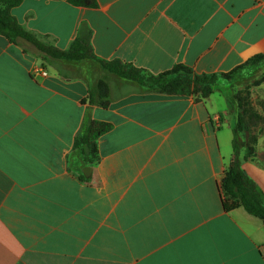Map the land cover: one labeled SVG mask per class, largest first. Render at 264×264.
<instances>
[{"label":"crops","instance_id":"obj_1","mask_svg":"<svg viewBox=\"0 0 264 264\" xmlns=\"http://www.w3.org/2000/svg\"><path fill=\"white\" fill-rule=\"evenodd\" d=\"M96 4L24 0L11 13L46 46L87 40L97 60L152 75L229 74L264 55V0ZM30 50L0 34V264H264V221L220 190L235 159L227 93L198 102L193 87L159 93L107 74L102 107L77 65ZM87 116L111 125L96 162L74 144ZM257 148L240 160L264 193Z\"/></svg>","mask_w":264,"mask_h":264},{"label":"trees","instance_id":"obj_2","mask_svg":"<svg viewBox=\"0 0 264 264\" xmlns=\"http://www.w3.org/2000/svg\"><path fill=\"white\" fill-rule=\"evenodd\" d=\"M24 0H0V34L5 36L10 42L21 44L20 41L26 40L33 45L39 53L43 61H46L52 65L57 66L59 70H62L60 64L67 63H83L90 61L93 58L91 55V46L87 40L76 41L70 50L63 51L54 47H49L35 40L31 34L27 33L22 25L13 17L11 10L20 5ZM74 4H81L86 6H96V0H72ZM25 51L28 50L25 48ZM260 61H264V55L258 56L249 63L235 69L233 72L243 70L249 66H254ZM101 68L107 74L124 80L130 84H134L148 91L178 94L187 93L193 87V92L197 96L198 102H204L209 98L219 83L220 78L226 77L228 74H202L192 77H171L178 69H185L193 74L191 68L177 65L172 71L162 73L158 76L161 79L158 82H151L145 75L146 71L136 68L129 64L121 63L119 60L115 61H98ZM230 74V73H229ZM93 77V74H92ZM168 77V79L166 78ZM171 77V78H170ZM91 79V77L89 78ZM93 80V83H92ZM89 83L88 98L91 103L97 104L102 107H106L109 104L110 97V84L107 79H99L96 83L94 79ZM264 80V79H263ZM240 120V119H239ZM240 126V125H239ZM111 129V125L104 122L93 120L87 116L83 125V130L76 139L75 148L78 149L82 155L90 154L95 158V162L98 158L97 139L108 132ZM240 147L234 135L233 148H234V162L228 171L224 174V177L220 183V190L224 198V203L230 209H236L244 207L251 215L256 216L264 221V193L260 190L257 184L248 176L245 170H243L240 160ZM94 164V161H91Z\"/></svg>","mask_w":264,"mask_h":264},{"label":"rangeland","instance_id":"obj_3","mask_svg":"<svg viewBox=\"0 0 264 264\" xmlns=\"http://www.w3.org/2000/svg\"><path fill=\"white\" fill-rule=\"evenodd\" d=\"M26 32L29 33L28 31ZM31 35L35 40L42 43L37 36ZM20 42L25 47H30V51L35 54L37 52L39 53L28 41L22 40ZM37 56L39 58L38 60L42 59L39 55ZM90 56L95 59L85 61L82 64L80 62L73 63L77 66H73L72 69L71 66H69L68 69L78 71V77L86 80V82H89L92 78L95 83L99 79H106L105 71L97 62V58L92 52ZM90 77L91 79H89ZM145 77L153 83L161 79L160 76L149 73H147ZM171 77L194 78L195 75L185 69H178ZM166 78L168 79V77ZM263 79L264 61H260L254 66H249L243 70L228 74V79L226 77H221L216 87L219 91L227 93L230 99L231 107L229 115L231 116L230 120L233 121V132L234 135H236L238 144L241 145V156H246V158L255 156L258 150L257 147H259V145H264V93L260 88L261 84L264 82ZM218 122H220V120ZM261 153L264 159V152Z\"/></svg>","mask_w":264,"mask_h":264},{"label":"water","instance_id":"obj_4","mask_svg":"<svg viewBox=\"0 0 264 264\" xmlns=\"http://www.w3.org/2000/svg\"><path fill=\"white\" fill-rule=\"evenodd\" d=\"M86 171H90V168H89V167L85 168V172H86Z\"/></svg>","mask_w":264,"mask_h":264},{"label":"built area","instance_id":"obj_5","mask_svg":"<svg viewBox=\"0 0 264 264\" xmlns=\"http://www.w3.org/2000/svg\"><path fill=\"white\" fill-rule=\"evenodd\" d=\"M42 74H44L45 76L47 75V73H46V72H42Z\"/></svg>","mask_w":264,"mask_h":264}]
</instances>
